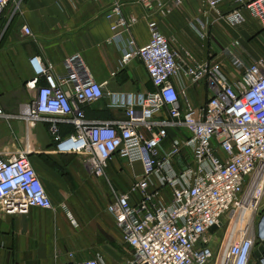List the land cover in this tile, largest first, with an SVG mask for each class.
Wrapping results in <instances>:
<instances>
[{"label": "built area", "instance_id": "obj_1", "mask_svg": "<svg viewBox=\"0 0 264 264\" xmlns=\"http://www.w3.org/2000/svg\"><path fill=\"white\" fill-rule=\"evenodd\" d=\"M8 1L0 0V14ZM218 1L206 3L213 7ZM171 2L178 6L181 0ZM236 2L264 31V0ZM141 6L148 14L169 13L162 0H141ZM104 18L111 32L109 43L124 36L117 68L138 61L153 90L103 92L77 54L62 60L61 75L32 57L33 76L25 83L32 96L9 117L26 125L43 121L52 136L58 124L71 127L57 150L78 155L95 177H105L113 158L130 168V185L120 194L110 189L105 206L121 241L131 249L125 264H250L254 245L264 242V59L244 63L228 47L221 57L197 61L186 49L172 48L152 20L146 22L147 42L138 46L130 33L136 18L122 16L117 2ZM222 18L230 27L244 23L239 9ZM21 32L31 37L25 26ZM180 75L191 85L205 84L208 96L203 103L192 106L184 91L176 90L173 83ZM102 97L121 111L122 118L84 117L82 107ZM4 116L0 110V118ZM28 157L27 147L0 156L4 213L52 209ZM134 164L139 174H133ZM222 217L227 226L214 254L208 236L221 229ZM211 227L216 230L208 233ZM66 259L56 264H103L98 254L74 260L68 252ZM255 263L264 264V251Z\"/></svg>", "mask_w": 264, "mask_h": 264}, {"label": "crops", "instance_id": "obj_2", "mask_svg": "<svg viewBox=\"0 0 264 264\" xmlns=\"http://www.w3.org/2000/svg\"><path fill=\"white\" fill-rule=\"evenodd\" d=\"M162 1L169 9L166 16L148 14L141 0H10L2 10L0 110L5 116L0 118V156L28 148L29 162L52 209L30 208L23 214L0 211V264L63 263L68 252L74 260L93 258L102 248L96 235H102L101 218L109 217L105 206L111 199L110 189L123 193L126 189L120 186L132 179L130 168L120 159L107 163L105 177H95L78 155L59 152L57 144L71 133V127L58 124L57 134L52 136L43 121L26 125L9 117L32 96L25 87L33 76L29 65L32 57L50 64L54 75H61L62 60L77 54L92 79L102 84L103 92L152 91L138 61L117 68L124 36L118 43H109L111 32L104 18L114 2L121 4L122 16L136 18L130 33L138 46L147 42L146 22L152 20L172 48L186 49L197 61L221 57L233 41L239 46L237 54L252 59L259 55L256 43L261 46L264 42V31L236 0H219L213 7L206 3L211 0H181L178 6L171 0ZM233 9L241 10L244 17L240 26L230 27L222 18ZM22 26L30 30L31 37L22 34ZM39 84H44L43 79ZM173 84L176 90L184 91L192 106L208 96L203 82L191 85L180 75ZM82 110L90 121L122 118L121 111L110 106L105 97ZM132 169L133 174L140 173L138 164Z\"/></svg>", "mask_w": 264, "mask_h": 264}, {"label": "rangeland", "instance_id": "obj_3", "mask_svg": "<svg viewBox=\"0 0 264 264\" xmlns=\"http://www.w3.org/2000/svg\"><path fill=\"white\" fill-rule=\"evenodd\" d=\"M227 26L228 25L226 24L225 28L229 27V26L228 27ZM233 42H231L230 48L235 49V50H239V46L237 45L234 47ZM256 44L260 48V53L255 58H253V59L252 58H245L238 53V56L240 57V59H242V61H244V63H250L252 60H256L259 58L264 59V42L261 43V46L259 43H256ZM29 100H30V98L28 100L24 101L23 105H26L29 102ZM130 183L131 182L125 183L123 186L121 185L120 187H122V188L124 187L125 189H127L128 186L130 185ZM261 203H262L261 206L264 205V201H262ZM100 222H101L100 227L102 230V235L101 236L96 235V241L98 243V240H99L100 244H102V248H99L97 250L96 254H98L101 257L103 264H125V262L129 259L130 255H131V249L121 241L120 233L115 228V226L113 225V222H112V219L110 218V216L109 217L108 216L102 217ZM220 223H221V229L218 231V233L216 235H209L208 236L209 237L208 247L210 249H212L214 254L217 252V249H218L220 241H221V237L223 236V233H224L226 226H227V222H226L225 217H222L220 219ZM258 249H259L258 244H255L253 247L250 264H256L255 263V257L257 255V251L260 250V249L259 250Z\"/></svg>", "mask_w": 264, "mask_h": 264}, {"label": "trees", "instance_id": "obj_4", "mask_svg": "<svg viewBox=\"0 0 264 264\" xmlns=\"http://www.w3.org/2000/svg\"><path fill=\"white\" fill-rule=\"evenodd\" d=\"M258 246H259V251H257V255H256V257L261 253V252H263L264 251V242L263 243H261V244H258ZM255 257V258H256Z\"/></svg>", "mask_w": 264, "mask_h": 264}, {"label": "water", "instance_id": "obj_5", "mask_svg": "<svg viewBox=\"0 0 264 264\" xmlns=\"http://www.w3.org/2000/svg\"><path fill=\"white\" fill-rule=\"evenodd\" d=\"M215 230H216V227H211V228L208 229V233H212Z\"/></svg>", "mask_w": 264, "mask_h": 264}, {"label": "bare ground", "instance_id": "obj_6", "mask_svg": "<svg viewBox=\"0 0 264 264\" xmlns=\"http://www.w3.org/2000/svg\"><path fill=\"white\" fill-rule=\"evenodd\" d=\"M243 212L240 213V216L242 215Z\"/></svg>", "mask_w": 264, "mask_h": 264}]
</instances>
